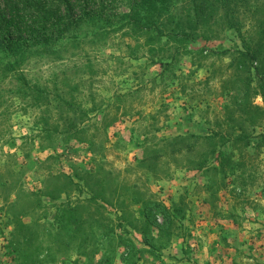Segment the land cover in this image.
Masks as SVG:
<instances>
[{"label": "rangeland", "instance_id": "obj_1", "mask_svg": "<svg viewBox=\"0 0 264 264\" xmlns=\"http://www.w3.org/2000/svg\"><path fill=\"white\" fill-rule=\"evenodd\" d=\"M134 1L43 0L66 18L48 47L37 0L0 6L18 25L0 32V264H264V141L220 136L241 135L228 114L250 73L234 53L259 45L264 0L219 10L188 44L133 35ZM195 1H175L168 30L196 27ZM10 37L32 45L15 70Z\"/></svg>", "mask_w": 264, "mask_h": 264}, {"label": "trees", "instance_id": "obj_2", "mask_svg": "<svg viewBox=\"0 0 264 264\" xmlns=\"http://www.w3.org/2000/svg\"><path fill=\"white\" fill-rule=\"evenodd\" d=\"M13 1L16 0H0V6L4 3L13 4ZM37 1V12L44 14L42 16L40 15V18L46 21L43 29L46 30L47 26L50 28L48 35L46 32H42L40 35L41 37L39 38V40L42 41H39V43H43L44 46L48 47L52 44V41H58V37L53 34L52 29L55 30L58 28L59 33L62 34L60 29L66 24V18L60 12V4L57 5V3H53V5L47 6L44 4L43 0ZM54 1L60 2L62 0ZM65 1L69 4L68 0ZM175 1L176 0H136L129 6L128 12L122 15L121 20L123 21V26L132 31V34L137 36V38L147 36V44H150L155 40H159L161 42L164 36L168 39V41L188 44L191 41L192 35L197 34L198 30L208 27L211 24L210 20L215 18L219 10H236L246 2V0H196V27L193 28L191 26L192 22L188 21V29H181V31L177 32L173 28L168 30V27L166 26L168 22L172 25L176 22L173 18V12L171 10ZM199 2L200 4H198ZM3 13L4 14L0 13V32L3 35L4 33L2 32L5 31L4 36L6 37L7 33L12 35V29L18 30V25H16V22H14L12 17L8 16L5 11ZM82 20L83 19L81 18L78 19V23ZM226 22L229 29L237 31L241 30V23L239 21H235L234 18L230 17ZM175 27H180L178 22H176ZM199 27L201 29H199ZM74 38L76 39L77 36ZM30 41L31 39L22 38V40H18L14 37H10L7 42L5 41L1 49L9 57V62L7 63L9 70H15L16 66L19 65L18 63H22L30 56L32 48V45H28ZM263 47L264 28L261 32V41L257 47L251 42H245L243 47L234 53L238 67L249 72L250 75L242 101L237 97L233 98L234 101H236V106L240 110V117H237L239 120L232 117V115L235 116L232 112H229L228 114L229 120H236V123L239 124L238 128L241 131V135L233 138L230 137V135L221 134L220 136L224 144L229 141H233V144L247 141L245 145L249 147L251 141L253 140L264 141V132L259 135L251 136L243 133L246 131L245 124L250 127H256L264 122V107L257 105L252 101V99L256 97H261L264 101V64L262 62ZM51 49H53V47H49L48 51ZM253 71H255V73H253ZM25 83L28 85V82ZM28 87L30 89L29 85ZM220 163H222V161H220ZM236 166H232V172H235L237 168ZM153 206L157 212L163 215L165 221L167 222V224L164 225H157L160 230H164L171 223V213L169 209L163 205L155 203Z\"/></svg>", "mask_w": 264, "mask_h": 264}]
</instances>
